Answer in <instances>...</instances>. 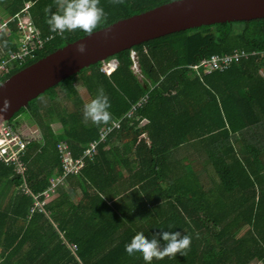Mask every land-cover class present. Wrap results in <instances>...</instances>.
Instances as JSON below:
<instances>
[{
    "label": "trees",
    "instance_id": "obj_1",
    "mask_svg": "<svg viewBox=\"0 0 264 264\" xmlns=\"http://www.w3.org/2000/svg\"><path fill=\"white\" fill-rule=\"evenodd\" d=\"M173 1L123 0L113 4L112 0H100L107 15L96 31ZM26 4H31L29 13L34 25L47 35L50 27L45 8L51 5L56 11L55 0H0L10 18L22 13ZM11 27L12 37L7 40L15 51L13 40L18 32ZM85 36L80 30L56 36L22 68ZM237 48L256 53L224 71L200 76L191 68L203 58L232 53ZM134 50L139 53L142 80L133 69L131 50L125 51L109 59L119 62L111 74L102 70V63L76 74L82 73V88L88 97H82L73 75L15 115L38 100L34 110L44 144L28 145L23 158L25 181L15 168L0 162V264H145L140 253L129 256L125 245L137 232L151 239L153 233L162 231L190 235L191 246L187 257L177 254L175 258L154 259L152 264H264V19L202 26ZM101 87L111 104L109 123L149 96L133 117L141 115L150 120L146 132L152 142L149 145L143 140L145 148L135 151L133 162L139 167L146 160L150 170L136 174L132 180L128 178L123 191L100 193L96 200L78 204L72 203L61 187L58 198L45 205L48 215H31V198L23 191L27 185L32 193L39 194L49 186L51 177L61 172L58 143L69 142L77 158L109 124L97 125L83 116V106ZM172 117L180 129L167 121ZM58 122L67 129L56 134L52 123ZM158 135L179 139L166 151L196 140L197 149L204 150L205 156L182 162L181 167L176 166L177 175L167 180L156 169L170 161L168 152L160 155L161 145L155 144ZM147 150L150 154L139 159L138 153ZM102 174H106L105 169ZM93 182L103 184L97 179ZM112 186L113 182L106 187ZM143 200L145 207L164 204L162 220L141 224L136 212L125 207ZM70 245L77 246L76 253Z\"/></svg>",
    "mask_w": 264,
    "mask_h": 264
},
{
    "label": "water",
    "instance_id": "obj_2",
    "mask_svg": "<svg viewBox=\"0 0 264 264\" xmlns=\"http://www.w3.org/2000/svg\"><path fill=\"white\" fill-rule=\"evenodd\" d=\"M260 18L264 19V0H176L120 19L53 51L2 82L0 121H10L30 101L84 68L136 46L202 26ZM78 43L87 45L84 54L76 51ZM4 100L10 103L5 106Z\"/></svg>",
    "mask_w": 264,
    "mask_h": 264
},
{
    "label": "crops",
    "instance_id": "obj_3",
    "mask_svg": "<svg viewBox=\"0 0 264 264\" xmlns=\"http://www.w3.org/2000/svg\"><path fill=\"white\" fill-rule=\"evenodd\" d=\"M2 13H4V14H2ZM0 14H2V15H0L1 20H3V18L7 17V16H8L7 20L10 18L9 14L5 11H3V12L1 11ZM27 16L31 17L29 11L27 13ZM5 23H7V21H0V27ZM36 29H37V27H36ZM16 30H17V28H16ZM37 30L40 32V34L42 36H47L48 34L51 33V31H50L47 35H43L39 29H37ZM17 32H18V30H17ZM64 34L65 33H63L61 36H63ZM16 35H17L18 39L16 38L13 41H14L15 45H17V50H18L22 44L21 43L22 35L19 32ZM61 36H59V37H61ZM9 37H12V35L10 34L8 36L6 34H2V33L0 34V38L4 39V41L2 43H1V39H0V63L3 60H6V59L8 60L11 53L14 52L11 50V45L8 43L7 38H9ZM48 44H46L42 49L36 50L33 53V57L27 59L26 62H24L22 65H20L17 62L12 63L9 66L11 69L10 74L8 76H4L3 78H1L0 84L2 82H5L9 78H11L14 75V74L13 75H11V74L15 69L22 68L26 63L34 60L37 56V53L39 54L41 51H43ZM134 48L131 49V51H136V50H134ZM136 52H138V51H136ZM148 52H149L148 49L145 48V53H148ZM236 52L242 53L243 55L239 60H234L232 63L238 62L242 59H246L249 56L254 55L256 53L254 50L248 51V50H245L242 48H237L232 53H226V54H220V55H233ZM2 54H7L6 55L7 57H5V58L2 57ZM116 61L118 62V60H116ZM108 62H110V61L107 60L106 62H104L102 64L104 65L105 63H108ZM118 66H119V62H118ZM22 69H24V68H22ZM134 71H135V69H134ZM141 72H142V69H141ZM197 73L200 76L203 75V74H200L199 72H197ZM136 74L139 75L140 73H136ZM142 75H144L143 72H142ZM79 91H80V89H79ZM81 91H83L82 93L80 92L82 97H88V95L86 96V94L84 93V88H82ZM47 101L48 100H46V102ZM30 102H29V104H30ZM29 104H28L27 108L29 107ZM27 108H23V109H27ZM129 112L125 116H123L119 119L113 120L111 123L105 125L103 128L100 129L99 138L96 139L95 141H97L101 138L103 131L107 127L113 126L115 123L120 122L122 120L121 128L115 130L112 134H110V136L107 139V142H104L99 147V150H98L96 156L91 158V159H88L86 161V165L83 167L81 172L79 174L70 175L68 178L65 179L63 184H60L56 187L57 191H56L55 196L52 197V200H55L56 198H58L59 190L61 189V187H64L63 191L68 192L70 199H71V202L74 204H78L79 202H83V201H87V200H96V198L98 197V194H100V193L121 191V189L123 191L124 186H126L128 184L127 183L128 178H130L132 180V179H134V176L136 174H138V176H139V175H142L144 173H147V171L150 170L149 166L148 165L146 166V160L144 162H141V165H139V167H138V165H136L133 162V159H134L133 156L135 155V151H138L139 148H145V146H143L145 144V143H143V140L147 141V144H149V145L152 142L150 137H149V133L146 132V129L149 128L148 125L150 124V120L148 118H145V116H141V115L138 118H134L133 117L134 115L131 118H128V117L126 118V116L129 114ZM27 113H29L30 121L33 120L31 125H36L39 129H41L39 119L37 118V116L35 114V110L34 109H28ZM15 115L11 118V120L15 117ZM132 118H134V119H132ZM11 120L7 121L8 124H11L17 131L21 132L24 135V132L18 129L19 126H14L11 123ZM173 120H175L173 117L167 119V121L169 123L171 122L173 124V128L180 129L181 125L176 120H175L176 122L174 124ZM162 123L164 124L165 121H162ZM56 124L57 123L52 124V128L56 129V131L53 130V132H55L56 134H57V132L63 133L64 130L67 129L66 126H64L63 124H61L59 122H58V124L61 125V127H59V128L53 127ZM124 126H125V130H123ZM193 132L194 131H192V133ZM43 135L44 134L42 133L41 138H37V139L33 138V139L29 140V146H32L35 142H40V143L44 144ZM165 136H166V138L163 139V138H160L158 135L156 137V141H155V144L157 143L158 145H161L160 151H163L160 154L161 156H162V154H165L168 152L167 153V159H169L170 161H168V160L165 161L164 164L162 165V168L161 167H160V169H159V167L156 168V169H158V172L163 173L161 175L163 177H165V179L170 180V179H172V177H175L177 175V172L179 171L178 170L179 168H176V166L181 167L182 162H184V163H185V161L186 162L187 161L193 162L195 160L204 158L205 152L202 149H200V150L197 149L199 142L196 140L185 141L182 143L181 146H177V147H174L173 149L166 151L168 146L176 144L177 142H179V139L178 138L176 139L175 136H173V137H168L167 135H165ZM175 139H176V142H175ZM95 141H93V142H95ZM63 142L68 144L70 153H71L72 157L75 158L73 155V152L71 150V146H70L69 142H67L66 140H61L58 143V145L60 143H63ZM181 148H185V149H181ZM57 149H58V146H57ZM131 149L133 152H131ZM178 149H181L180 150L181 152H178ZM58 151H59V149H58ZM147 152L148 153H141V154L138 153L139 154L138 158L139 159H141V158L145 159V154H148V155L150 154L149 150H147ZM59 154H60V158H61L60 151H59ZM83 154H84V152H83ZM160 155H159V157H161ZM82 156H79L77 158H81ZM9 167L15 168L14 166H11V165ZM61 169H62V163H61ZM103 169L106 170V174H104V175L102 174ZM200 170L198 172L200 173V175L202 174V176H203L204 171H203V169H200ZM15 172H16V168H15ZM61 172H62V170H61ZM60 173H58V175ZM58 175L51 177L49 186L51 185L52 178H56ZM73 176H76V177L69 179L70 177H73ZM111 176H113V179H112L113 186L112 187H106L108 185V183H112L109 180ZM119 177H121V178H119ZM95 179L101 180L103 182V184H100L99 182L98 183L93 182ZM25 180H26V175H25L24 181ZM48 187H46V189L44 191H46L48 189ZM135 187H139V185H136ZM166 187H167V185L164 184L163 189H166ZM25 190H28L32 195H37V194L32 193L30 191V187H28L27 185L25 186V189L23 192L26 196L31 198V202L33 205L32 196L30 194H26ZM41 193H39V194H41ZM126 202H128V201H126ZM145 204L146 203L143 200V201H140L139 203L133 204L131 206H125V207L129 210H134L136 212V216H138L139 222H141V224L143 223L145 225H150V224H155L156 221H158V220H162V218L164 216H163V213L161 212V209L163 208L164 204L161 203V204L156 205V206L150 205L151 207L150 206L145 207ZM32 205H31V208H32ZM31 208H30V214L32 215L33 213L31 212ZM48 214H49V212H46V215H48ZM71 246L72 245H70V248H71Z\"/></svg>",
    "mask_w": 264,
    "mask_h": 264
},
{
    "label": "built area",
    "instance_id": "obj_4",
    "mask_svg": "<svg viewBox=\"0 0 264 264\" xmlns=\"http://www.w3.org/2000/svg\"><path fill=\"white\" fill-rule=\"evenodd\" d=\"M31 4H26V7L22 13L15 17L9 18L7 23L3 24L0 29V34L10 35L12 32V25H14L18 32L22 35L21 46L18 50L11 53L8 60H3L0 63V79L4 76H8L11 72L10 65L12 63H19L22 65L27 59L33 57V53L36 50L42 49L56 36L62 34L51 32L47 36H42L36 29L32 18L27 16ZM242 53H234L233 55H220L214 54L210 57H206L193 64L191 68L197 70L199 73L210 74L215 71H224L230 68V65L234 60H239L242 57ZM131 58L134 61V66L139 65V53L131 51ZM133 66V67H134ZM118 67L116 60H111L103 65V71L111 74ZM149 96L144 97L136 106L132 108L126 118H131L138 112V108L143 107V104L148 101ZM122 120L115 123L113 126L107 127L101 136V138L93 142L85 151L81 158H73L69 146L67 143H60L58 149L61 153L62 172L56 177L52 178L51 185L48 189L41 194L32 195L28 190H25L26 194H30L33 198V205L31 212L45 213V205L48 204L52 197L56 194V187L63 184L65 179L73 174H79L83 167L86 165V161L96 156L99 147L107 142L108 137L115 130L120 129ZM29 141L25 136L17 131L7 121H0V162L7 166H14L16 172L23 178L26 175V165L23 158L28 150ZM71 250L76 253L77 246L72 245Z\"/></svg>",
    "mask_w": 264,
    "mask_h": 264
},
{
    "label": "clouds",
    "instance_id": "obj_5",
    "mask_svg": "<svg viewBox=\"0 0 264 264\" xmlns=\"http://www.w3.org/2000/svg\"><path fill=\"white\" fill-rule=\"evenodd\" d=\"M112 3L121 4L123 0H112ZM55 5L57 10L54 12L51 5L45 8L48 14L46 23L53 33L63 34L80 30L92 36L106 20L107 14L100 0H55ZM76 51L84 54L87 51V45L76 44ZM3 103L7 106L10 102L4 100ZM110 108L109 97L101 87L95 98L83 106L84 119L97 125L109 123L112 119ZM190 246L191 236L181 231L155 232L151 239L143 232H137L125 245V251L129 256L140 253L145 264H152L154 259L175 258L177 254L187 257Z\"/></svg>",
    "mask_w": 264,
    "mask_h": 264
},
{
    "label": "rangeland",
    "instance_id": "obj_6",
    "mask_svg": "<svg viewBox=\"0 0 264 264\" xmlns=\"http://www.w3.org/2000/svg\"><path fill=\"white\" fill-rule=\"evenodd\" d=\"M3 12V8L0 6V12ZM4 14V13H2ZM0 14V15H2ZM7 17H4L3 20L0 19V21H7ZM14 26V25H12ZM1 29V27H0ZM1 39V43L4 41L3 38H0ZM134 66V65H133ZM135 69V72L136 73H140L139 76H140V79L142 80L144 78V75H142V72H141V67L138 65V66H134L133 67ZM200 74H203V73H200ZM205 75V74H203ZM82 73L78 74V75H74L73 76V80H74V83L76 84V86L80 89V92L82 93L83 91L82 90ZM47 95V94H46ZM37 103H38V100L36 102H34L33 104H31V107L29 109H35L36 106H37ZM33 122V120L30 121V116H29V113H27V110L26 111H23L21 113H19L16 117H14L12 120H11V123L14 125V126H19V130L23 131L24 132V136L25 138L29 141L31 139H37V138H41V135L43 133L42 129H39L36 125H31V123ZM52 122H56L55 120L52 119ZM53 124V123H52ZM55 128H59L61 127V125H59L58 123L53 126ZM56 131V129H53ZM58 134V132H57ZM181 149H185V148H181ZM181 149H178V152H181L180 150Z\"/></svg>",
    "mask_w": 264,
    "mask_h": 264
}]
</instances>
